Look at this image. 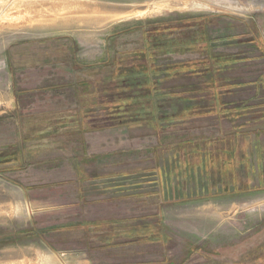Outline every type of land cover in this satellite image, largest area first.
Returning a JSON list of instances; mask_svg holds the SVG:
<instances>
[{"label":"rangeland","instance_id":"obj_1","mask_svg":"<svg viewBox=\"0 0 264 264\" xmlns=\"http://www.w3.org/2000/svg\"><path fill=\"white\" fill-rule=\"evenodd\" d=\"M36 101L85 108L58 134L61 121L30 118ZM213 107H235V121ZM48 123L37 170L54 176L70 155L79 183L49 185L64 204L32 209L25 136ZM110 126L129 149L113 170L135 172L113 177L104 204L110 187L91 177L102 158L83 137ZM204 140L208 172L186 180L179 148ZM0 194L13 201L0 264L20 252L34 264H264V0H0Z\"/></svg>","mask_w":264,"mask_h":264},{"label":"crops","instance_id":"obj_2","mask_svg":"<svg viewBox=\"0 0 264 264\" xmlns=\"http://www.w3.org/2000/svg\"><path fill=\"white\" fill-rule=\"evenodd\" d=\"M33 103V104H32ZM32 108H34V113L33 115H30V118H41V119H46L48 120V122L52 121L55 122V124H57V122L59 123L60 121V125L62 124V121H64L65 119L67 120H72V115H76L78 117V111L81 109H84L85 107H80L77 103H66V102H40V101H36V102H32ZM30 106V105H29ZM16 108V107H15ZM215 107H213L214 109ZM214 110H216V112L218 114L223 115V117H228L231 116L232 119L235 121V107L232 108H227V107H216ZM73 112L72 115H70ZM217 114V115H218ZM52 124V123H51ZM48 123V128L44 130V128H40L39 132L32 134L31 135H26L25 136V142H27L30 146L28 147L29 151L27 150V153H30V160H28V155L26 158V164L28 167H31L30 169V173L32 176L30 177V180L33 181H37V183H30V186H37L36 187H28V189H24L23 191V197H24V201L25 204L28 206H31L32 209H37L40 207H44V206H56V205H63L64 202L62 201H58L59 198H56L55 200L53 199H49V197L47 196L48 194L45 192H42L44 189L47 190V188L49 187V185L51 186V184L54 183H63L64 181H75L76 183H79L78 179H77V169H75V167L72 165L71 159L72 157L69 155L67 156L68 158L66 160H61L59 162L55 161L54 165H55V169H51L50 174H54V176H50V177H44L43 173L49 174V172L47 173L46 171H41L39 172L37 170V168L39 166L42 165V157H43V149L44 147L46 148V146L44 145L45 142H47L49 140L50 135H48L49 133V125H51ZM66 125H68V127L70 125H73L72 122L66 123L65 125L62 124L61 127L63 128H59V133L60 134V130H63L64 128H67ZM74 130V129H73ZM72 130V131H73ZM53 135L56 134V132L52 133ZM116 135H120V139H119V144L117 143L112 144L111 141V137ZM126 136L125 134L122 133H112L111 130V126L110 128H104L103 130H97L94 132H85L84 133V137H83V142L87 147L86 150V155L89 158H102L100 163L98 165H95L98 167V171L95 172L91 177L94 179V182H103V187L109 186L110 188L107 189V191H109L107 197L104 193L103 195V201L104 204L107 202L110 204L111 202V185H112V180L113 177H115L116 175H127L129 173H134L131 172L132 170L126 169L124 168L125 165L123 166V168L119 169V170H113L112 168V163H113V158L114 159H120L121 163H127V161L123 162V159L125 160V153L128 152V148H126V140H123V137ZM79 135H76V138L78 139ZM71 141V140H70ZM73 142V140L71 141V143ZM124 142V143H123ZM209 143L208 140H204L203 144H205L206 149L204 148H190L191 143L187 144V147L185 148L186 144L182 145L180 148L183 147V150H180L179 148V152L177 154L178 157H180V162L178 163V168L180 169L182 176L187 180V178H189V175L194 174L195 172V168L200 169L199 172L201 174V176L203 174H207L208 172V166L211 165V162H209L210 160V156L207 154L208 151V145ZM27 144V145H28ZM78 146V145H77ZM154 146V145H153ZM153 148V147H152ZM67 149H73V147H67ZM234 151V150H232ZM231 151V153L233 154V152ZM39 152V153H38ZM66 151L61 150L58 155L54 154L55 157L57 156H62L65 154ZM41 153V155L38 157L37 155H39ZM67 153L69 154V152L67 151ZM217 151L214 152L215 154V158L218 159V156L220 155V157H225L224 155H227L224 150H221V153L218 152L219 155L216 154ZM176 155L175 150H173L172 152V158H174ZM48 157V156H47ZM227 157V156H226ZM212 158V157H211ZM230 159L232 160V157H230ZM25 160V158H24ZM39 160V161H38ZM225 158H222V161L224 163V165L227 168H231V165H228L224 162ZM221 161V162H222ZM65 162V164H64ZM58 163H60L61 165L59 166ZM233 163V160H232ZM26 164L23 166L25 169H27ZM223 165V166H224ZM22 169V168H21ZM147 171L146 169H144L143 167H141L140 170L137 169V171ZM136 171V172H137ZM155 174H158L157 178L158 180L162 179L164 173L162 172V168L160 166L158 167H154ZM174 170L172 172V174H174ZM162 174V175H161ZM171 174V175H172ZM90 177V176H89ZM87 179V178H84ZM88 183V181L84 180L82 181V184ZM99 187H101V185H99ZM36 190H35V189ZM35 190V191H34ZM39 192H38V191ZM106 189L104 188V191ZM34 191V192H33ZM16 194V195H15ZM12 194V197H20L19 193H15ZM107 198V199H106ZM12 200L7 197L5 194H0V214L2 210L4 211H9L12 212ZM112 220H110V218H103V219H90V220H84L82 221V224H84L87 227H96L97 224H102V226H105V224L111 222ZM28 253L26 252H20V253H16V254H10L6 256L5 258V263L6 264H34V260L32 261V258H28ZM26 256V257H25ZM25 257V258H24ZM42 261L44 262V259H42ZM47 264V262H44Z\"/></svg>","mask_w":264,"mask_h":264},{"label":"bare ground","instance_id":"obj_3","mask_svg":"<svg viewBox=\"0 0 264 264\" xmlns=\"http://www.w3.org/2000/svg\"><path fill=\"white\" fill-rule=\"evenodd\" d=\"M32 5H33V3H28V4H27V8L31 9V8H32ZM58 5H59V4H58ZM60 5H61V4H60ZM76 5H78V4H76ZM61 6H62V5H61ZM61 6H60V7H61ZM64 6H65V5H63V7H64ZM65 7H67V6H65ZM70 7H71V6H70ZM70 7L68 8L69 10L71 9ZM82 7H83V6H82ZM76 8H77V7H76ZM86 8H87V7H85V9H86ZM51 9H52V8H51ZM61 9H62V8H61ZM64 9H65V8H64ZM79 9H80V8H79ZM81 9H83V8H81ZM48 10H49V9H48ZM62 10H63V9H62ZM73 10H75L74 7H73ZM87 10H88V9H87ZM93 10L96 11V8H94ZM58 11H59V10H58ZM58 11H57V12H58ZM78 11H79V10H78ZM91 11H92V10H91ZM25 12H26V11H25ZM43 12H44V11H43ZM43 12H42V13H43ZM53 12H54V11H53ZM85 12H86V11H85ZM31 13H32V12H31ZM46 13H47V12H46ZM49 13H50V12H49ZM61 13H62V12H61ZM73 13H75V12H73ZM78 13H80V12H78ZM16 14H17V13H16ZM56 14H57V13H56ZM59 14H60V13H59ZM62 14H63V13H62ZM62 14H61V15H62ZM66 14H67V13H66ZM68 14H70V13H68ZM45 16H46V15H45ZM36 18H37V17H36ZM43 18H44V17H43ZM50 18H51V17H50ZM23 20H24V19H23ZM30 21H31V18H30L29 16L25 17V24H26V22H27V23H31ZM48 22H49V21H48ZM33 24H34V23H33ZM35 24H36V23H35ZM27 26H29V25H27ZM54 26H55V25H54ZM33 28H34V27H33ZM38 29H39V28H38Z\"/></svg>","mask_w":264,"mask_h":264},{"label":"trees","instance_id":"obj_4","mask_svg":"<svg viewBox=\"0 0 264 264\" xmlns=\"http://www.w3.org/2000/svg\"><path fill=\"white\" fill-rule=\"evenodd\" d=\"M206 42V41H205ZM205 44V43H204Z\"/></svg>","mask_w":264,"mask_h":264}]
</instances>
